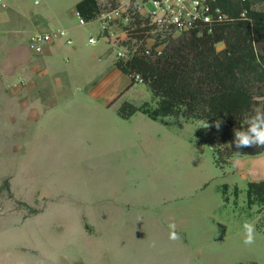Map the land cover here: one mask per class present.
Instances as JSON below:
<instances>
[{"label": "crops", "instance_id": "1", "mask_svg": "<svg viewBox=\"0 0 264 264\" xmlns=\"http://www.w3.org/2000/svg\"><path fill=\"white\" fill-rule=\"evenodd\" d=\"M36 1L0 2V136L13 137L14 147L26 142L36 163L82 162L85 156L78 153L86 150L129 153L134 149L139 155L133 163L155 167L159 178L175 185L174 191L169 190L172 199L197 192L202 197L200 211L186 214L187 220L189 213L204 220L194 225L177 223L175 216L158 225L121 222L115 211L109 225H97L93 231L98 239L108 238L105 248L93 247L94 263L264 264V259L256 262L264 253V234L258 220L240 207L246 202L248 183L264 181V153L237 158L234 171L228 166L221 169L211 147L198 145L197 122L172 117L153 120L142 112L121 118L118 109L123 103L141 107L155 102L146 84L133 82L116 66L115 49H129V44L144 48L152 41L130 38L119 21L102 29L101 15L121 0L106 11L98 0L100 14L88 22H81L76 9L82 0ZM55 29L67 31L71 43L50 41L40 52L30 47L32 35ZM166 163L179 164L171 170L170 181L163 176ZM131 167V163L114 166L113 178L126 181ZM212 188L220 194L224 215L237 216L238 224L207 222ZM178 215L185 220V214ZM246 224L254 228L252 244L244 243Z\"/></svg>", "mask_w": 264, "mask_h": 264}, {"label": "rangeland", "instance_id": "2", "mask_svg": "<svg viewBox=\"0 0 264 264\" xmlns=\"http://www.w3.org/2000/svg\"><path fill=\"white\" fill-rule=\"evenodd\" d=\"M119 1L100 0V5L106 11ZM253 7L263 9L260 3ZM128 46L129 55L143 53V47L139 50L136 44ZM224 48V44L217 45L218 51ZM254 49L258 56L264 57V42L255 44ZM255 113H264L263 98H258ZM235 130L219 125L212 143L204 146L212 151L232 149ZM12 138L0 136V264H96L92 249L105 248L108 238L100 235L98 239V232L95 237L93 231L97 225L98 228L109 225L115 211L120 214L121 222L125 219L133 224H166L167 216H175L177 223L204 222L190 213L186 219L189 211H200L201 195L197 192L182 200L172 199L169 190L174 191L175 185L159 178L155 167L133 163L139 155L134 149L129 153L86 150L78 153L85 156L80 158L82 162L36 163L33 155V160L30 158L26 142L14 147ZM243 157H232L222 167L234 171L233 162ZM124 163L132 164V174L124 182L115 180L113 167ZM178 166V163H166L165 179L170 181L171 170H177ZM208 196L212 210L207 219L209 224L240 222L237 216L224 215L217 191L212 188ZM239 203L237 200V206ZM240 207L248 210L264 228V208L258 205L248 208L246 202ZM178 212L185 214L184 221H180ZM260 245H263L261 241ZM262 259L263 252L256 262Z\"/></svg>", "mask_w": 264, "mask_h": 264}, {"label": "trees", "instance_id": "3", "mask_svg": "<svg viewBox=\"0 0 264 264\" xmlns=\"http://www.w3.org/2000/svg\"><path fill=\"white\" fill-rule=\"evenodd\" d=\"M217 3L229 20L211 33L203 31L198 35L192 31L176 39L169 38L160 56L134 53L128 60L116 62L122 72L140 75L155 102L154 106L146 103L141 107L123 103L118 109L121 118L142 112L153 120L172 117L200 123L196 132L199 146L212 143L217 124L247 129V120L256 115L258 98L264 101V57L258 56L254 49L255 44L264 42V0H217ZM255 3L262 4L263 9H254ZM76 9L84 22L100 14L98 0H82ZM243 11L246 19L240 16ZM140 20L146 23L143 25ZM134 24L128 31L129 37L143 40L149 31L147 20L135 15ZM218 44H224L225 48L218 51ZM262 153L261 146L239 151L213 150L214 162L221 169L232 157ZM226 193L227 186L223 185L225 201ZM234 195H238L237 188ZM245 198L248 208L255 205L264 208V181L249 182ZM258 229L264 234L259 222Z\"/></svg>", "mask_w": 264, "mask_h": 264}, {"label": "built area", "instance_id": "4", "mask_svg": "<svg viewBox=\"0 0 264 264\" xmlns=\"http://www.w3.org/2000/svg\"><path fill=\"white\" fill-rule=\"evenodd\" d=\"M135 15L146 19L149 25L146 39H150L152 44L144 47L143 54L146 56H160L169 38L176 39L192 31L198 35L203 31L211 33L215 27L229 20L217 0H121L116 8L101 15V27L104 30L111 21H119L128 31L133 28ZM240 16L246 19V11ZM81 22H84L82 18ZM60 39L71 43L67 31L63 29L46 34L36 33L31 36L29 43L34 51L40 52L46 43ZM89 42L94 43L95 40L91 38ZM115 56L118 60L126 61L131 55L126 48L121 47L115 49ZM129 76L135 83H144L138 74Z\"/></svg>", "mask_w": 264, "mask_h": 264}, {"label": "clouds", "instance_id": "5", "mask_svg": "<svg viewBox=\"0 0 264 264\" xmlns=\"http://www.w3.org/2000/svg\"><path fill=\"white\" fill-rule=\"evenodd\" d=\"M247 124L248 127L246 130H235V138L232 142L235 150L239 151L253 146L264 147V113H257L249 117ZM216 127L219 128V124ZM245 230L246 236L244 243L252 244L254 242L252 236L254 230L253 225L246 224Z\"/></svg>", "mask_w": 264, "mask_h": 264}, {"label": "water", "instance_id": "6", "mask_svg": "<svg viewBox=\"0 0 264 264\" xmlns=\"http://www.w3.org/2000/svg\"><path fill=\"white\" fill-rule=\"evenodd\" d=\"M261 181H263V180H261ZM254 182H260V180L259 181H254Z\"/></svg>", "mask_w": 264, "mask_h": 264}]
</instances>
